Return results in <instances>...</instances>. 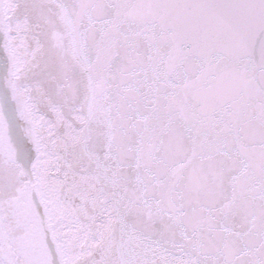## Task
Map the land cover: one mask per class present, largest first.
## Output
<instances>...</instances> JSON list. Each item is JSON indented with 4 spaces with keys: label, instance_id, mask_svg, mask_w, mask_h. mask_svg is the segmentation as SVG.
<instances>
[{
    "label": "snow or ice",
    "instance_id": "6c2138e0",
    "mask_svg": "<svg viewBox=\"0 0 264 264\" xmlns=\"http://www.w3.org/2000/svg\"><path fill=\"white\" fill-rule=\"evenodd\" d=\"M0 264H264V0H0Z\"/></svg>",
    "mask_w": 264,
    "mask_h": 264
}]
</instances>
